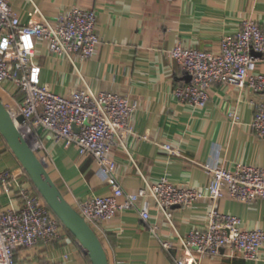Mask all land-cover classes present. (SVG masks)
I'll list each match as a JSON object with an SVG mask.
<instances>
[{
	"label": "crops",
	"instance_id": "0c3cea01",
	"mask_svg": "<svg viewBox=\"0 0 264 264\" xmlns=\"http://www.w3.org/2000/svg\"><path fill=\"white\" fill-rule=\"evenodd\" d=\"M11 5L22 23L39 20L41 15L54 19L72 5L96 10L100 43L93 56L73 65L51 53L46 42L38 39L34 59L41 67V81L57 93L69 95L87 88L137 100L134 132L124 138V145L116 143L108 152L125 191L141 186V175L150 180L166 175L180 185L203 187L210 179L205 163L226 168L238 162L264 166V137L250 126L253 103L260 94L215 82L203 107L182 103L174 90L189 78L171 55L176 43L217 51L221 37L237 31L245 19L264 27V0H12ZM257 69L264 71V62H258ZM0 96L7 102L21 101V92L9 81L1 83ZM231 111L238 114L235 122L229 116ZM36 133L43 145L36 154L73 207L89 195L110 191L92 155H81L73 146L55 142L43 129ZM163 143L177 148L179 154L164 149ZM21 167L0 134V171H19ZM26 179L19 174L10 189L0 187V207L20 206L19 184ZM149 204L148 219L130 208L92 225L109 264H176L180 249L167 250L160 243L161 239L176 240V233L153 201ZM211 207L238 216L242 228L264 231V200L244 202L225 193L217 200L204 197L189 207H174L172 220L177 232L205 226ZM151 225L157 226V235ZM65 250L69 257L62 260ZM16 259L20 264H91L76 241H39L32 247L17 248ZM200 263L264 264V246L258 260L225 247L217 255H203Z\"/></svg>",
	"mask_w": 264,
	"mask_h": 264
},
{
	"label": "built area",
	"instance_id": "2783aa9c",
	"mask_svg": "<svg viewBox=\"0 0 264 264\" xmlns=\"http://www.w3.org/2000/svg\"><path fill=\"white\" fill-rule=\"evenodd\" d=\"M11 1L0 0V86L4 81L11 82L21 92V101L3 102L35 152L43 146L36 133L40 128L55 142L71 145L79 154L95 158L97 172L109 182L110 191L78 201L75 209L90 225L110 220L130 208L148 219L151 200L176 233V240H160L164 249H180L176 264H201L203 255H217L225 247L244 258L258 260L264 246L262 229L242 228L238 216L211 207L205 226L179 233L172 211L174 207H189L204 197L217 200L225 193L244 202L264 200V166L238 162L226 168L205 163L210 179L203 187L180 185L166 175L155 180L141 175L143 184L134 191H125L114 174L116 162L108 158V152L116 143L124 145V138L134 132L132 118L137 100L118 92L94 93L87 88L75 89L69 95L57 93L41 81V67L34 59L38 39L46 42L51 53L73 65L93 56L100 43L96 10L72 5L54 19L41 15L39 20L22 23ZM171 55L189 76L186 83L174 90L178 101L203 107L215 82L259 93L260 99L253 103L250 126L256 135L264 137V71L257 69L258 62H264L263 26L245 19L237 31L221 37L217 51L176 43ZM19 114L24 117L21 122L16 119ZM229 116L234 122L239 118L235 111ZM162 147L179 154L169 143H163ZM19 174L27 177L19 184L20 206L0 207V264H20L16 249L32 247L39 241L44 244L76 241L81 247L35 190L23 167L19 171L1 170L0 187L10 189L12 179ZM150 230L157 235L156 225H151ZM68 257L65 250L62 260Z\"/></svg>",
	"mask_w": 264,
	"mask_h": 264
},
{
	"label": "water",
	"instance_id": "95a60500",
	"mask_svg": "<svg viewBox=\"0 0 264 264\" xmlns=\"http://www.w3.org/2000/svg\"><path fill=\"white\" fill-rule=\"evenodd\" d=\"M189 78V76H188ZM17 121H23L22 114ZM0 134L46 204L77 239L91 264H109L102 242L90 223L63 196L44 163L21 134L0 96Z\"/></svg>",
	"mask_w": 264,
	"mask_h": 264
},
{
	"label": "trees",
	"instance_id": "16d2710c",
	"mask_svg": "<svg viewBox=\"0 0 264 264\" xmlns=\"http://www.w3.org/2000/svg\"><path fill=\"white\" fill-rule=\"evenodd\" d=\"M2 98V97H1ZM2 101H3V98H2ZM34 186V185H33ZM34 188H35V186H34ZM35 190L37 191V189L35 188ZM38 192V191H37ZM39 193V192H38ZM40 194V193H39ZM68 231V230H67ZM68 233L73 237V235L68 231ZM87 256V255H86ZM87 258H88V256H87ZM88 260H89V258H88ZM90 261V260H89ZM91 263V262H90Z\"/></svg>",
	"mask_w": 264,
	"mask_h": 264
}]
</instances>
